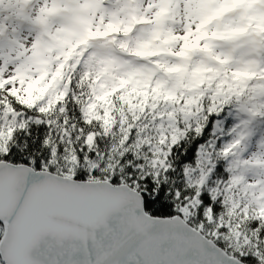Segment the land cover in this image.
Masks as SVG:
<instances>
[{"label":"snow or ice","instance_id":"6c2138e0","mask_svg":"<svg viewBox=\"0 0 264 264\" xmlns=\"http://www.w3.org/2000/svg\"><path fill=\"white\" fill-rule=\"evenodd\" d=\"M0 264H264V0H0Z\"/></svg>","mask_w":264,"mask_h":264}]
</instances>
